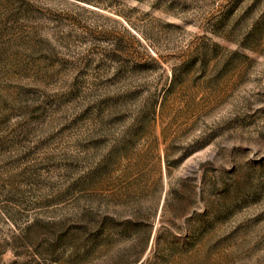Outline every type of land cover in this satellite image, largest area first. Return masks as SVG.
Returning a JSON list of instances; mask_svg holds the SVG:
<instances>
[{
	"label": "rangeland",
	"instance_id": "374dc122",
	"mask_svg": "<svg viewBox=\"0 0 264 264\" xmlns=\"http://www.w3.org/2000/svg\"><path fill=\"white\" fill-rule=\"evenodd\" d=\"M0 264H264V0H0Z\"/></svg>",
	"mask_w": 264,
	"mask_h": 264
},
{
	"label": "trees",
	"instance_id": "16d2710c",
	"mask_svg": "<svg viewBox=\"0 0 264 264\" xmlns=\"http://www.w3.org/2000/svg\"><path fill=\"white\" fill-rule=\"evenodd\" d=\"M149 234H150V232H149ZM149 234H148V235H149ZM147 237H148V236H147Z\"/></svg>",
	"mask_w": 264,
	"mask_h": 264
}]
</instances>
